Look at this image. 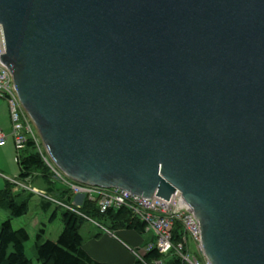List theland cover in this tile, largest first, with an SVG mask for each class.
I'll return each mask as SVG.
<instances>
[{
  "label": "water",
  "instance_id": "95a60500",
  "mask_svg": "<svg viewBox=\"0 0 264 264\" xmlns=\"http://www.w3.org/2000/svg\"><path fill=\"white\" fill-rule=\"evenodd\" d=\"M0 30L64 176L177 191L208 264H264V0H0Z\"/></svg>",
  "mask_w": 264,
  "mask_h": 264
},
{
  "label": "trees",
  "instance_id": "16d2710c",
  "mask_svg": "<svg viewBox=\"0 0 264 264\" xmlns=\"http://www.w3.org/2000/svg\"><path fill=\"white\" fill-rule=\"evenodd\" d=\"M28 147L34 148L33 143L27 140L24 149ZM15 162L18 168L15 179L24 182L27 178L28 181L36 177L41 178L46 185V194H51L56 198V201L67 204L73 200L74 203H77V211L95 223L96 226L107 231L125 228L131 229L137 234L144 233V223L127 208L117 207L99 210L93 202L83 196L71 194L67 188L55 191L51 186V174L35 150L25 152L23 155L16 154ZM9 184H11L10 180L5 178L2 188H0V208L8 213V216L0 222V264H29L23 246L28 239L27 230L24 227L13 228L10 223V218L25 213L26 199L17 201L14 196L18 193L11 192ZM30 194L32 193H27V195ZM50 203L51 201L43 200L41 206L46 209ZM54 204L55 208L51 211L50 218L54 217L57 207L62 208L60 211L61 230L53 240H42L41 232L43 229L39 228L34 235L35 260L39 264H106L93 260L82 249V236L79 227L86 218L64 209L56 202ZM95 217L100 218L101 221L95 220ZM181 234L180 226L175 222L171 237L173 244L180 240ZM165 257L167 258L164 260ZM154 260H161L162 264H186L173 254L172 250L161 255L154 248L141 253L140 259L136 257L132 264H153Z\"/></svg>",
  "mask_w": 264,
  "mask_h": 264
},
{
  "label": "built area",
  "instance_id": "2783aa9c",
  "mask_svg": "<svg viewBox=\"0 0 264 264\" xmlns=\"http://www.w3.org/2000/svg\"><path fill=\"white\" fill-rule=\"evenodd\" d=\"M3 52L4 45L0 30V53ZM0 98H4L7 103L10 122V132L8 135L11 136L16 150L24 146L27 140L31 141L35 151L48 168L51 177L57 178L62 183L66 184L71 194L83 196L85 199L93 202L99 210L117 207L127 208L134 216L144 223V232H150L151 237L143 243L140 254L135 253L137 258L140 259L141 253L154 248L161 255H165L169 250H172L173 254L186 264H208L201 252L197 221L192 212L187 209V205L181 199L177 191H174L169 198L165 200L154 195L149 198L143 197L115 187L103 188L72 181L60 172L49 159L43 146H40L39 143L41 142L36 130L33 129L34 126L32 121L15 94L8 69L1 62ZM8 135L0 130V146L5 143ZM14 179H10V182L21 188H27L35 192L29 185V187H26L24 182ZM27 181L28 178L25 182ZM40 195L46 197L47 194L43 193ZM47 197L54 203L60 204L64 209L80 214L76 209L77 205H75L73 201L67 204L65 202L56 201V199L50 196ZM82 216L89 220L86 216ZM175 222L180 226L182 234L180 240L173 244L171 237L173 224ZM187 238L193 243L200 259L195 255H189L187 250ZM153 264H162V262L161 260H154Z\"/></svg>",
  "mask_w": 264,
  "mask_h": 264
},
{
  "label": "rangeland",
  "instance_id": "374dc122",
  "mask_svg": "<svg viewBox=\"0 0 264 264\" xmlns=\"http://www.w3.org/2000/svg\"><path fill=\"white\" fill-rule=\"evenodd\" d=\"M32 126V124H31ZM33 128V126H32ZM34 129V128H33ZM0 130L3 131L5 134H9L10 132V122L8 117V108L7 103L4 98H0ZM42 147V144L39 143ZM25 145L20 147L18 150L15 149V146L13 144L12 138L10 135H8L5 144L0 146V188L3 186L4 179H14L18 173L17 164L15 162V156L23 155L25 152H33L35 149L32 147H28L24 149ZM3 176V177H2ZM35 179L40 180L41 178L36 177ZM17 180V179H14ZM52 183L51 186L55 191L62 190L67 188L66 184L62 183L59 179L51 177ZM19 181V180H18ZM33 181V180H32ZM27 181L24 183L26 184V187H29L28 185H35V182ZM44 182V181H43ZM9 189L13 193H18L14 196V198L19 201L26 199V210L25 213L10 218V223L13 228L17 227H24L27 230L28 233V239L24 242V254L29 260V264H39L35 260V250H34V235L39 230V228H42L43 231L41 232V239H51L53 240L56 236V231L58 226L60 225L62 227V223L60 220V211L62 210L61 207H57L55 209V215L54 217L50 218L51 211L55 208V204L53 201L49 200L47 196H50L54 198L51 194H47L46 197L42 196L40 194H43L45 192L39 191L32 192L30 189L27 188H21L20 186L16 184H9ZM28 192H31L32 194L27 195ZM20 193V194H19ZM56 199V198H55ZM51 201L50 205L43 209L41 206V201ZM77 205V203H74ZM8 216V213L6 210L0 208V222L4 220ZM95 220L101 221L100 218L95 217ZM35 221L37 222L35 224ZM93 223H89L87 221L82 222V224L79 227V232L86 236L87 230L86 226H90L93 228L95 226ZM96 228V227H94ZM142 241H147L151 237L150 232H144L142 234H139ZM142 246H140L138 249L133 248L132 251L136 254H140V249ZM187 250L189 255H195L198 259L200 257L198 256V253L196 252L193 243L189 238H187ZM136 258V257H135ZM167 257L164 258V260ZM163 260V261H164Z\"/></svg>",
  "mask_w": 264,
  "mask_h": 264
},
{
  "label": "crops",
  "instance_id": "0c3cea01",
  "mask_svg": "<svg viewBox=\"0 0 264 264\" xmlns=\"http://www.w3.org/2000/svg\"><path fill=\"white\" fill-rule=\"evenodd\" d=\"M32 180H30V182H35V185L29 186L35 192H46V185L41 179L38 180L34 178ZM85 221L93 223L87 219ZM36 223L35 221V224ZM93 224L95 225L93 228L86 226V236L80 233L82 236V249L85 253L93 260L106 264H132L136 257L132 249H138L145 243V241H142L139 234L131 229L125 228L107 231L102 227L96 226L95 223ZM60 230L61 226L59 225L55 236H57Z\"/></svg>",
  "mask_w": 264,
  "mask_h": 264
}]
</instances>
